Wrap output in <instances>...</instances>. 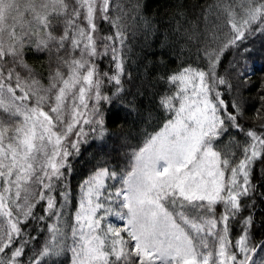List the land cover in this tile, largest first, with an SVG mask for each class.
I'll use <instances>...</instances> for the list:
<instances>
[{"label":"snow or ice","instance_id":"obj_1","mask_svg":"<svg viewBox=\"0 0 264 264\" xmlns=\"http://www.w3.org/2000/svg\"><path fill=\"white\" fill-rule=\"evenodd\" d=\"M141 7L0 0V264H264V0H180L143 78Z\"/></svg>","mask_w":264,"mask_h":264},{"label":"trees","instance_id":"obj_2","mask_svg":"<svg viewBox=\"0 0 264 264\" xmlns=\"http://www.w3.org/2000/svg\"><path fill=\"white\" fill-rule=\"evenodd\" d=\"M180 0H139L141 4V14L152 20L155 31H144L142 27L137 26L135 37L131 39L133 49V59L137 60L139 65V75L143 78L144 66H148L149 72L155 75L159 70V61L163 58L169 62V67L175 68L178 64L177 53L180 51L178 37L173 34L175 20L173 19L175 6ZM196 0H184L186 6L195 3ZM261 41L256 40L257 48L260 47ZM187 53H185L186 55ZM31 59V58H30ZM39 68V62H35ZM252 73L251 84L246 90L242 91L238 98L242 102L247 117L246 122L249 125H259L260 121L256 118V109L259 108L258 93L264 84V60L261 59L259 52L254 54L251 60ZM145 107L148 106L147 99L141 97ZM134 117L129 118L128 124L118 127L109 121V128L118 134L127 135L134 132L135 128ZM90 159L89 153L85 152L82 159L76 163V167L81 171H85L87 161ZM79 177L77 176L73 183H76Z\"/></svg>","mask_w":264,"mask_h":264}]
</instances>
